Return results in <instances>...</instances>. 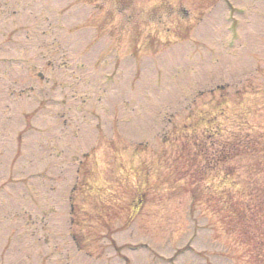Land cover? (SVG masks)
Instances as JSON below:
<instances>
[{"label": "rangeland", "instance_id": "374dc122", "mask_svg": "<svg viewBox=\"0 0 264 264\" xmlns=\"http://www.w3.org/2000/svg\"><path fill=\"white\" fill-rule=\"evenodd\" d=\"M0 264H264V0H0Z\"/></svg>", "mask_w": 264, "mask_h": 264}]
</instances>
